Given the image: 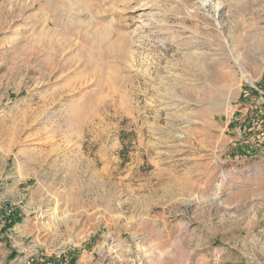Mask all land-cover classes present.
<instances>
[{"label": "rangeland", "instance_id": "1", "mask_svg": "<svg viewBox=\"0 0 264 264\" xmlns=\"http://www.w3.org/2000/svg\"><path fill=\"white\" fill-rule=\"evenodd\" d=\"M263 70L264 0H0V264H264Z\"/></svg>", "mask_w": 264, "mask_h": 264}, {"label": "built area", "instance_id": "2", "mask_svg": "<svg viewBox=\"0 0 264 264\" xmlns=\"http://www.w3.org/2000/svg\"><path fill=\"white\" fill-rule=\"evenodd\" d=\"M253 93L255 94L257 104L264 109V70L262 71L258 86L253 88ZM247 95H250V93ZM239 131L241 132V130ZM261 145L264 149V139L261 143L260 141L256 142V147H260ZM65 262V258L59 255L55 260H47L45 264H65Z\"/></svg>", "mask_w": 264, "mask_h": 264}, {"label": "bare ground", "instance_id": "3", "mask_svg": "<svg viewBox=\"0 0 264 264\" xmlns=\"http://www.w3.org/2000/svg\"><path fill=\"white\" fill-rule=\"evenodd\" d=\"M242 77H243V79H244L245 81H248V79H247L246 75H244V73H242Z\"/></svg>", "mask_w": 264, "mask_h": 264}, {"label": "trees", "instance_id": "4", "mask_svg": "<svg viewBox=\"0 0 264 264\" xmlns=\"http://www.w3.org/2000/svg\"><path fill=\"white\" fill-rule=\"evenodd\" d=\"M8 221V222H7ZM13 221H11V220H5V223L7 224H9V225H11V223H12Z\"/></svg>", "mask_w": 264, "mask_h": 264}]
</instances>
